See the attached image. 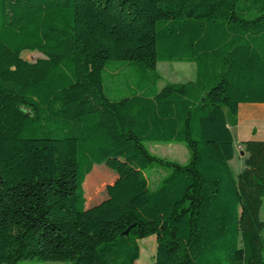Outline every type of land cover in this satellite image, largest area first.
I'll return each mask as SVG.
<instances>
[{"label": "trees", "instance_id": "16d2710c", "mask_svg": "<svg viewBox=\"0 0 264 264\" xmlns=\"http://www.w3.org/2000/svg\"><path fill=\"white\" fill-rule=\"evenodd\" d=\"M110 62L130 95L107 94ZM158 62L195 77L158 87ZM241 103H264V0H0V264H137L151 235L152 264H264V140L229 166ZM102 196L117 219L92 220Z\"/></svg>", "mask_w": 264, "mask_h": 264}, {"label": "rangeland", "instance_id": "374dc122", "mask_svg": "<svg viewBox=\"0 0 264 264\" xmlns=\"http://www.w3.org/2000/svg\"><path fill=\"white\" fill-rule=\"evenodd\" d=\"M22 56L27 60H34L36 59L39 54L36 52H23ZM156 70L160 75V80L158 81V87H161L165 82H185L188 80H193L195 77V65L189 62H158L156 64ZM113 72V76L115 77L113 80L109 78L112 77L109 73ZM105 80V85L107 87V94L110 97H120V96H128L130 95L131 88L129 87L132 84L131 74L129 70H124L121 67L119 62H110L106 66V69L103 72ZM133 86V85H132ZM148 149L151 153H154L158 156L164 157L169 160H175L180 163H185L188 160L189 153L186 147L180 143H154L148 142L147 143ZM111 165L116 166V168L122 170V175L119 177L123 185L130 189H136L139 185V175L130 168L122 159H109ZM106 161V162H108ZM119 161V162H115ZM128 167V171L125 170V166ZM232 171L235 172V165L232 164L231 166ZM155 169V168H153ZM157 174V182L152 183L150 182L149 188H155L161 178L167 173L166 170L156 168ZM152 172L151 169H147L145 174L150 176ZM110 184H114L113 181ZM114 195L113 192H110L106 198L111 197ZM105 196H102V199L99 203H103L106 199ZM105 203V202H104ZM103 203V211L102 214L100 212L99 217L92 219L97 220L103 217H114L108 219H117V204L111 202L108 204ZM264 218V210L261 215ZM125 217H128L127 215ZM139 247H140V256L137 260V264H152L154 261L155 256V249H156V241L155 236L151 235L146 238L139 240ZM18 264H71L69 261L66 262H59V261H49V262H34V261H21Z\"/></svg>", "mask_w": 264, "mask_h": 264}, {"label": "crops", "instance_id": "0c3cea01", "mask_svg": "<svg viewBox=\"0 0 264 264\" xmlns=\"http://www.w3.org/2000/svg\"><path fill=\"white\" fill-rule=\"evenodd\" d=\"M230 129L236 145H241L243 141L249 139L264 140V103H241L238 108L237 121L230 126ZM243 156L242 152H237L234 158L229 161L230 168L232 164L235 165L236 171H232L234 175H237L243 168ZM151 170L150 176L144 174L146 189L149 188L150 182H157V170ZM263 210L264 205L261 215Z\"/></svg>", "mask_w": 264, "mask_h": 264}, {"label": "built area", "instance_id": "2783aa9c", "mask_svg": "<svg viewBox=\"0 0 264 264\" xmlns=\"http://www.w3.org/2000/svg\"><path fill=\"white\" fill-rule=\"evenodd\" d=\"M240 149H241V145H237V146H236V151L239 152Z\"/></svg>", "mask_w": 264, "mask_h": 264}, {"label": "water", "instance_id": "95a60500", "mask_svg": "<svg viewBox=\"0 0 264 264\" xmlns=\"http://www.w3.org/2000/svg\"><path fill=\"white\" fill-rule=\"evenodd\" d=\"M128 233V230L126 229L125 231H124V234H127Z\"/></svg>", "mask_w": 264, "mask_h": 264}]
</instances>
